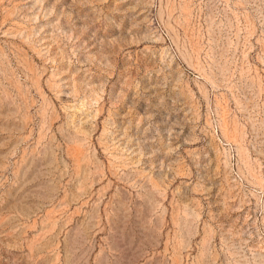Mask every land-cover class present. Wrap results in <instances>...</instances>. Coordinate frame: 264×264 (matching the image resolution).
I'll return each mask as SVG.
<instances>
[{"label": "rangeland", "instance_id": "obj_1", "mask_svg": "<svg viewBox=\"0 0 264 264\" xmlns=\"http://www.w3.org/2000/svg\"><path fill=\"white\" fill-rule=\"evenodd\" d=\"M0 264H264V0H0Z\"/></svg>", "mask_w": 264, "mask_h": 264}]
</instances>
